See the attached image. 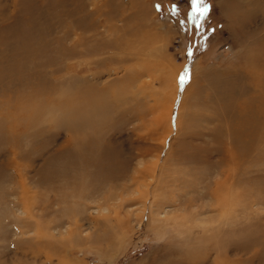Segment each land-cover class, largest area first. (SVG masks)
Listing matches in <instances>:
<instances>
[{
    "label": "rangeland",
    "instance_id": "rangeland-1",
    "mask_svg": "<svg viewBox=\"0 0 264 264\" xmlns=\"http://www.w3.org/2000/svg\"><path fill=\"white\" fill-rule=\"evenodd\" d=\"M206 3L198 31L191 0H0V264H48L46 253L49 264H264V0ZM92 88L132 100L100 124L104 133L94 116H72ZM20 150L28 157H16ZM104 151L120 169L130 158L128 170L86 197L78 241L70 242L71 221L51 223L56 251L45 247L36 259L38 230L23 222L17 174L38 197L34 212L55 218L42 202L72 187L44 174L92 177ZM12 156L16 171L3 169ZM144 200L164 205L165 217L154 220Z\"/></svg>",
    "mask_w": 264,
    "mask_h": 264
},
{
    "label": "bare ground",
    "instance_id": "bare-ground-1",
    "mask_svg": "<svg viewBox=\"0 0 264 264\" xmlns=\"http://www.w3.org/2000/svg\"><path fill=\"white\" fill-rule=\"evenodd\" d=\"M135 76H136V74H135ZM128 78V77H127ZM259 82L260 83H262V80H261V78L259 79ZM100 83V82H99ZM264 84V83H263ZM91 88V87H90ZM259 88H264V86L262 85V86H260ZM93 89V88H92ZM95 89V88H94ZM93 89V90H94ZM89 91H91V90H89ZM263 91V90H262ZM94 93V94H93ZM91 92L90 93V98H86V101H85V103L84 104H80V105H78L77 106V108H76V110H75V112L73 113V115H72V112H70V115H72V116H74V117H78V116H83V115H88V114H90V115H92L91 117H93L94 116V118H95V120H93L92 121V125H93V127L95 128V130L96 131H98L99 133H100V131L101 132H103L102 131V129H101V126L102 125H100L101 123H105V121H109V120H111V119H113L114 118V116L115 115H117V114H121V113H123V111H124V107H123V105L125 104H128L129 103V105L131 104V102H132V100H130L131 98H126V96L125 97H122V96H116V95H114V96H110L107 92H105L104 90H98V89H96V90H94V92ZM86 96V95H85ZM134 98V97H133ZM135 98H137V97H135ZM140 99H142V98H140ZM134 102H135V100H133ZM133 104V103H132ZM139 104H141V103H139ZM82 105H86V109L82 106ZM88 105H90V107H88L87 108V106ZM138 105V104H137ZM128 106V105H127ZM134 107H136V106H134ZM126 108V107H125ZM128 109V108H127ZM134 109V108H133ZM136 109V108H135ZM137 110H139V109H137ZM144 110V109H143ZM134 111V110H133ZM137 112V111H136ZM135 112V113H136ZM257 112V111H256ZM127 113H128V111H127ZM131 113V112H130ZM129 113V114H130ZM133 113V112H132ZM137 113H139V111L137 112ZM136 113V114H137ZM112 114V118H110V115ZM140 114V113H139ZM138 114V115H139ZM89 116V115H88ZM129 117V116H128ZM133 117H135V115H133ZM138 117V116H137ZM136 117V118H137ZM141 117V116H140ZM116 118V117H115ZM124 119V118H123ZM130 119V118H129ZM75 120V119H74ZM131 120V119H130ZM129 120V121H130ZM134 120V119H133ZM126 121H128L127 120V118L125 117V119H124V121L123 122H126ZM128 121V122H129ZM31 122V121H30ZM106 122V123H107ZM165 123V122H164ZM59 125V124H58ZM76 124H73V126L72 127H76L75 126ZM124 125V124H123ZM159 125V124H158ZM162 125V124H161ZM172 125V124H171ZM66 126V125H65ZM110 126H111V124H110ZM8 127V126H7ZM58 127V126H57ZM62 127V126H61ZM60 127V128H61ZM64 127V126H63ZM68 127H70V126H68ZM109 127V126H108ZM112 127V126H111ZM261 127V126H260ZM103 128H106V127H104L103 126ZM105 130V129H104ZM106 131V130H105ZM88 132V131H87ZM86 132V133H87ZM89 133V132H88ZM104 133V132H103ZM102 133V134H103ZM73 134V133H72ZM101 134V135H102ZM107 134V133H106ZM257 134V133H256ZM84 135V134H83ZM154 135V134H153ZM78 136V135H77ZM82 136V135H81ZM155 136V135H154ZM89 137V136H88ZM150 137V136H149ZM148 137V138H149ZM252 137H254V136H252ZM74 138H75V136H74ZM73 138V139H74ZM133 138V137H132ZM136 138V137H135ZM145 138V137H144ZM153 138V137H152ZM91 139V138H90ZM106 139V138H105ZM115 139V138H114ZM139 139V138H138ZM86 140V139H85ZM87 140H88V138H87ZM102 140H104V139H102ZM102 140H101V142H102ZM135 140V139H134ZM148 140H150V139H148ZM155 140V139H154ZM79 140H77L76 139V141L74 142V144H77V146L80 144L79 142H78ZM139 141V140H138ZM147 141V140H146ZM152 141V140H151ZM151 141H149V142H151ZM70 142V141H69ZM72 142V141H71ZM70 142V143H71ZM86 142V141H85ZM104 142V141H103ZM113 142V141H112ZM149 142H148V144H149ZM70 143H68V144H70ZM79 143V144H78ZM82 143V142H81ZM87 143V142H86ZM98 144V142H97V139L95 140V142H92V144L91 145H93V146H96L97 144ZM142 143V142H141ZM158 143V142H157ZM74 144H72V146H74ZM84 144V143H83ZM83 144H81V145H83ZM102 144V143H101ZM114 144H116V143H114ZM133 144V143H132ZM131 144V145H132ZM104 145V144H103ZM103 145L101 146V147H103ZM135 145V144H134ZM133 145V146H134ZM140 145V144H139ZM138 145V146H139ZM143 145V144H142ZM169 145V144H168ZM65 146V145H64ZM67 146V145H66ZM106 146V145H105ZM104 146V147H105ZM109 146V145H108ZM107 146V147H108ZM137 146V145H136ZM141 146V145H140ZM169 146H171V145H169ZM76 147V146H75ZM78 147H82V146H78ZM100 147V146H99ZM100 147V148H101ZM146 147V146H145ZM167 148V147H166ZM165 148V149H166ZM170 148V147H169ZM168 148V149H169ZM67 149V148H66ZM70 149V148H69ZM80 149V148H79ZM82 150H83V147L81 148ZM93 149V148H92ZM130 149V148H129ZM152 149V148H151ZM157 149H159V152H161V151H166V150H164L163 149V146H158L157 145ZM71 150V149H70ZM98 150H99V148H98ZM138 150H139V148L137 149V152H138ZM143 150V149H142ZM66 151V150H65ZM79 151V150H78ZM81 151V150H80ZM103 151V150H102ZM111 151H113V150H111ZM116 151V150H115ZM63 152H64V150H63ZM66 152H68V151H66ZM63 153L64 154V156H65V154H66V156H67V154L68 153ZM76 152V151H75ZM134 152V151H133ZM153 152V151H152ZM14 153H15V151H14ZM73 153V152H72ZM83 153V151L81 152V154ZM93 157L95 158V156H94V150H93ZM98 153V152H97ZM141 153V152H140ZM144 153V152H143ZM169 153V152H168ZM45 154V153H44ZM55 154H57V153H55ZM63 154H61V155H63ZM71 154V153H70ZM135 154H139V153H136V152H134V155ZM154 154V153H153ZM233 154H235V153H233ZM243 154V153H242ZM248 154V153H247ZM16 157L17 156H19V155H21V156H23V157H28V155H26V154H24L23 153V151H21L20 150V153L19 154H17V153H15L14 154ZM30 155V154H29ZM47 155V154H46ZM51 155V154H50ZM60 155V156H61ZM159 155V154H158ZM162 155V154H161ZM167 155V154H166ZM55 156V155H54ZM53 156V157H54ZM63 156V157H64ZM65 156V157H66ZM74 156V155H73ZM76 156V155H75ZM99 156V160H98V162H97V166L99 167L98 168V170L96 171V172H94V174L92 175V177L90 176L89 177V175L87 176V178L89 179V181H88V179L87 178H85L84 176H82V175H79V177H78V179L75 181V178H76V172L74 171H70L69 169H66L67 171H64V169L65 168H63V170L62 171H60V170H58V172H56V173H54V174H51L50 176H48V174L46 175V174H44L45 175V180L48 178V179H51V180H53V179H60L57 175H61V176H66V183L67 184H65V187H72V191H70V193H68V195H65V196H63V199H53L52 201H53V203L54 204H60V203H67V208H65V209H56L55 207H54V204L51 202V200L50 201H47L46 199L47 198H45V200H44V202H42L43 203V205H44V209L47 211V208H50L51 209V211L50 212H47V215H50L51 213H54L55 215H54V217L55 218H50V219H48V218H45V216L44 215H39V214H36L35 212H34V210H35V207L37 206V201L35 202L34 200H36L37 198H32L33 196L31 195V191H30V188H28L27 187V182L24 180V178H23V175L22 174H17V177H18V179L20 180V187L22 188V192L21 193H19L20 195H22V196H15L16 197V199H18L19 200V204L22 206V208H21V210H22V213L23 214H25L26 216H25V219L23 220V222L25 223V225L29 228V230H31V229H37L38 230V241L36 242V245L37 246H34V247H32V245H31V248H32V253H33V257H35L36 259H38L37 257L38 256H40L41 254H42V250H44L43 248H45V247H49V248H51L52 250L54 249V251H56V247H55V235H53L52 233H50L49 232V228L51 227V223H55V224H61L62 223V221L63 220H69V221H71L72 222V224H74V228L70 231V233H71V237L72 238H70L71 240H70V242H72V243H75V241H78V239H79V237H78V233H77V230H80V228H81V220L83 219V217L84 216H79V215H81V213H83L84 212V210H81L80 208H83L82 207V205L84 206V208H88V204H89V202H90V200L87 202V201H85V199H87V198H91L92 199V196L91 195H94V193L96 192V193H98L99 192V189L105 184V183H107L108 181L109 182H111L112 180H116V179H119V177H120V173H121V171L124 173V170L126 169V170H128L127 168H129V166H130V158H128V162H127V164H123L122 165V167H123V169H120L117 165H115V164H112V161H113V155L110 153V152H108V151H104L102 154H100V155H98ZM160 156V155H159ZM16 157H11V158H8V162L6 161H4L6 164H7V166L6 167H3V169H5V170H8L9 168H11V169H13V170H15L16 171V166L18 165V163H17V161H16ZM62 157V156H61ZM62 157V158H63ZM165 157V156H164ZM52 158V157H51ZM56 158H58L57 156H56ZM71 158H72V156H71ZM96 158H97V155H96ZM127 158V157H126ZM55 159V158H54ZM53 158H52V160H54ZM73 159V158H72ZM71 159V160H72ZM132 159V158H131ZM68 160V159H67ZM163 160V159H162ZM96 161V160H95ZM110 161V163H108L105 167H107V169L106 170H104L103 172H102V170H103V166L107 163V162H109ZM164 161V160H163ZM47 162V161H46ZM48 162H49V160H48ZM58 162V161H57ZM200 162V161H199ZM234 162H235V160H234ZM51 163V162H50ZM63 163V162H62ZM66 163V162H65ZM68 163V162H67ZM115 163V162H114ZM152 164L154 163V162H151ZM59 164V163H58ZM96 164V163H95ZM47 165H49V164H47ZM55 165V164H54ZM69 165V164H68ZM74 165V164H73ZM140 165H142V163L141 164H139V166ZM50 166V165H49ZM57 166V165H56ZM61 166V165H60ZM92 166V165H91ZM155 166H156V163H155ZM63 167V166H62ZM69 167H70V165H69ZM74 167V166H73ZM81 167H83V166H81ZM96 167V166H95ZM144 167H145V165H144ZM149 167V166H148ZM152 167H154V164H153V166ZM162 167V166H161ZM19 168H20V166H19ZM21 168H23V167H21ZM58 168H60V167H58ZM71 169H72V167H70ZM138 168V167H137ZM54 169V168H53ZM56 169V168H55ZM54 169V170H55ZM81 169V168H80ZM155 169V171H156V168H154ZM12 170V171H13ZM43 170V169H42ZM96 170V169H95ZM139 170V169H138ZM137 170V171H138ZM143 170H144V168H143ZM142 170V171H143ZM148 171H149V173H153L154 172V170L153 169H147ZM158 170V169H157ZM40 171H41V169H40ZM140 171V170H139ZM147 171V172H148ZM152 171V172H151ZM43 172V171H42ZM118 173V174H117ZM139 173H141V172H139ZM156 173V172H155ZM154 173V174H155ZM91 174V173H90ZM116 174H117V176H116ZM136 174V173H135ZM143 174V173H142ZM141 174V175H142ZM145 174V173H144ZM127 175V174H126ZM162 175H163V173H162ZM11 176V175H10ZM122 176H123V174H122ZM127 176H129V175H127ZM143 176V175H142ZM152 176H154V175H152ZM157 176V175H156ZM159 176H160V173H159ZM69 177H72L73 178V180L72 181H69ZM124 177V176H123ZM40 178H42V177H40ZM125 178V177H124ZM136 178H138V177H136ZM37 179V178H36ZM35 179V180H36ZM63 179V178H62ZM127 179H129V177L128 178H126V181H127ZM133 179H135L134 177H133ZM148 179V178H147ZM64 180V179H63ZM130 180H132V179H130ZM135 181V180H134ZM153 181H156V180H153ZM43 182V181H42ZM52 182V181H51ZM88 182H90L91 183V185H89V184H87L89 187L90 186H92V187H90L88 190H86V188H88L87 187V185H85L86 183H88ZM53 183V182H52ZM57 183V182H56ZM120 183V182H119ZM123 183V182H122ZM136 183V182H135ZM117 184V183H116ZM121 184V183H120ZM125 184V183H124ZM109 185H111L110 183H109ZM123 185V184H122ZM151 185V184H150ZM116 186V185H115ZM121 186V185H120ZM139 186V185H138ZM219 186H224L223 185V183H220L219 184ZM140 187V186H139ZM152 187H154L153 186V184H152ZM158 187V186H157ZM105 188V187H104ZM102 189V188H101ZM109 189V188H108ZM140 189V188H139ZM37 190V189H36ZM40 190V189H39ZM152 190V189H151ZM153 190H155V189H153ZM244 190V189H243ZM114 191V190H113ZM137 191V190H136ZM18 192V191H17ZM68 192V191H67ZM67 192H66V194H67ZM209 192V191H208ZM14 193H16L15 191H14ZM113 193V192H112ZM144 193V192H143ZM143 193H141L142 194V196L144 197V199H146V198H148L149 197V192L147 191L146 192V195L145 194H143ZM53 194V193H52ZM110 194H111V191H110ZM57 195V194H56ZM121 195V194H120ZM120 195H118V196H120ZM152 195V194H151ZM35 196V195H34ZM39 196H40V194H39ZM43 196V195H42ZM46 195H44V197H45ZM48 196V195H47ZM51 196V195H50ZM111 196H112V194H111ZM14 197V196H13ZM14 197V198H15ZM54 197V196H53ZM56 197V196H55ZM59 197V196H58ZM87 197V198H86ZM97 197V196H96ZM41 198H43V197H41ZM49 198V197H48ZM118 198V197H117ZM121 198V197H120ZM140 198V197H139ZM51 199V198H50ZM95 199V198H94ZM110 200V199H114L113 197H109V195H108V197H107V199L106 200ZM157 199V198H156ZM18 200H14L15 202H17ZM129 200H131V199H129ZM38 201H39V199H38ZM41 201H42V199H41ZM46 201V202H45ZM85 201V202H84ZM132 201H134V200H132ZM157 201V200H156ZM156 201H153V203H155ZM163 200H161V202H162ZM166 201V200H165ZM83 202L85 203V204H83ZM111 202V201H110ZM151 201H146V200H144L143 201V204H142V206H143V211H145L147 208H151L150 210V212H148V214L149 215H151L153 218H154V220L156 219L157 221L159 220L157 217H158V215H163L164 216V205H163V208H159V204H153V207H155V206H158V207H155V208H158L157 210H153L154 208L153 207H148V203H150ZM160 202V201H159ZM160 202V203H161ZM164 202V201H163ZM162 202V203H163ZM41 203V202H40ZM91 203V202H90ZM167 203V202H166ZM110 204V203H109ZM152 204V203H151ZM124 205V203L122 202V203H119V204H117V205H113V208H115L116 209V211L117 212H115L116 213V215H119V209L122 207ZM155 205V206H154ZM161 205V204H160ZM40 206V205H39ZM61 206V205H60ZM63 206V205H62ZM149 206H150V204H149ZM37 208V207H36ZM43 208V207H42ZM106 208V207H105ZM100 209V208H99ZM38 210V209H37ZM44 210V211H45ZM36 211V210H35ZM41 212L43 211V210H40ZM122 211V210H121ZM140 211H141V209H140ZM148 211V210H147ZM45 213V212H44ZM132 213V212H131ZM131 213H129V214H131ZM198 213H200V212H198ZM133 214V213H132ZM146 214V213H145ZM170 214V212H166L165 213V215H169ZM83 215V214H82ZM149 215H147V216H149ZM173 215V214H172ZM142 216H143V214H142ZM150 216V217H151ZM175 216V215H174ZM151 217V218H152ZM161 217V216H160ZM165 217V216H164ZM169 217H171L170 215L168 216V218L166 217V219H164V221L165 220H167V219H169ZM176 217V216H175ZM174 217V218H175ZM198 217V216H197ZM106 218V217H105ZM126 218V217H125ZM140 218H141V216H140ZM152 218V219H153ZM179 218V217H178ZM20 219L21 218H19V222H20ZM48 219V220H47ZM87 219H90L91 221H93L96 225H101V222L100 221H97L96 219H94V218H92L91 219V217L90 218H87ZM150 219V218H149ZM161 219V221L163 220L162 218H160ZM106 220V219H105ZM96 221H97V223H96ZM170 221V220H169ZM172 221V220H171ZM170 221V222H171ZM173 221H174V219H173ZM177 221V220H176ZM237 221V220H236ZM165 222H168V221H165ZM22 223V222H21ZM21 223L18 225V229H19V231H22V230H20V228L22 227L21 226ZM162 223V222H161ZM178 223V222H177ZM230 223V222H229ZM165 224V223H164ZM233 224H234V222H233ZM232 225V224H231ZM24 230V229H23ZM36 230V231H37ZM54 240V241H53ZM25 241V240H24ZM29 241V240H28ZM74 241V242H73ZM67 242H69V241H67ZM29 243V242H28ZM29 246H30V244H29ZM37 247V248H36ZM41 247V248H40ZM182 251V250H181ZM28 252V251H27ZM183 252V251H182ZM57 253V252H56ZM45 254V253H44ZM186 255H188L189 257H188V261H190V259H193L194 258V256H195V252H194V254H192V253H186ZM28 258H29V256L28 255H26ZM44 258H45V260H43L44 261V263L47 261L48 262V264H49V261L51 262V256L48 254V253H46L45 254V256H44ZM62 260V259H61ZM58 264H67V263H65L64 261H62V262H58ZM232 264V263H231Z\"/></svg>",
    "mask_w": 264,
    "mask_h": 264
},
{
    "label": "snow or ice",
    "instance_id": "snow-or-ice-1",
    "mask_svg": "<svg viewBox=\"0 0 264 264\" xmlns=\"http://www.w3.org/2000/svg\"><path fill=\"white\" fill-rule=\"evenodd\" d=\"M156 7L158 10L160 9V5H156ZM208 13L209 5L206 3V0H191V12L189 13L188 21L198 31H201L203 29V20L207 17ZM172 14H178V9L175 6L172 7ZM181 24H184V21H181ZM189 55H191V52H189ZM188 80H190V72L186 68L179 77L181 91H183V86Z\"/></svg>",
    "mask_w": 264,
    "mask_h": 264
}]
</instances>
